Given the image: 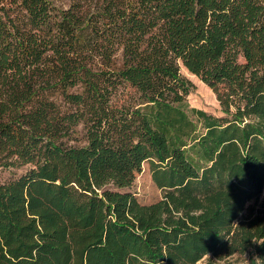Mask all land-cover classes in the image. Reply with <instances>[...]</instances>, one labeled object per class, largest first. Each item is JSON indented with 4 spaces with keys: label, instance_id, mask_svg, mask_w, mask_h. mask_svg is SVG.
I'll use <instances>...</instances> for the list:
<instances>
[{
    "label": "trees",
    "instance_id": "1",
    "mask_svg": "<svg viewBox=\"0 0 264 264\" xmlns=\"http://www.w3.org/2000/svg\"><path fill=\"white\" fill-rule=\"evenodd\" d=\"M145 161L150 203L126 189ZM22 165L0 264H264V0H0V166Z\"/></svg>",
    "mask_w": 264,
    "mask_h": 264
},
{
    "label": "rangeland",
    "instance_id": "2",
    "mask_svg": "<svg viewBox=\"0 0 264 264\" xmlns=\"http://www.w3.org/2000/svg\"><path fill=\"white\" fill-rule=\"evenodd\" d=\"M58 7H67L69 0H51ZM181 72L192 83L193 87L187 96V100L191 106L201 108L209 113L221 115L220 106L216 100L213 91L203 83L196 75L190 73L186 68L182 67ZM78 135H81V126L77 127ZM29 165L22 166H0V182L7 181L17 177L23 173ZM110 188H114L112 185ZM134 193L137 200L141 203H150L158 200L161 196V190L155 185L151 179V173L148 161L142 163L141 171L136 175V178L131 186L126 188ZM261 199H264V188L262 190ZM253 252L248 251L243 254L235 253L224 259H209L205 257L197 264H253L255 258Z\"/></svg>",
    "mask_w": 264,
    "mask_h": 264
}]
</instances>
